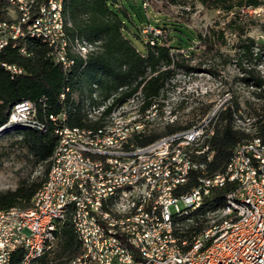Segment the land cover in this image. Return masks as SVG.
<instances>
[{
    "label": "bare ground",
    "instance_id": "bare-ground-1",
    "mask_svg": "<svg viewBox=\"0 0 264 264\" xmlns=\"http://www.w3.org/2000/svg\"><path fill=\"white\" fill-rule=\"evenodd\" d=\"M5 1L15 14H19L21 10L22 13H32L38 7L37 19H40L41 33L22 31L16 37V45L25 37L39 39L52 50L53 63L59 65L63 71H70L76 60L84 64L87 57L98 50L97 43L82 42L77 35L71 38L66 35V29L72 28L63 12L66 0ZM12 16H15L12 20L1 21L0 25H18L19 15ZM51 21L58 28L57 41H46V37H52ZM62 58L67 61L66 65ZM15 69L22 74L16 65ZM133 85L134 83L131 86ZM142 85L126 97L128 101L117 105V100L121 99L131 86L123 85L124 87L116 92L109 93L103 105L99 104V93L95 90V85L92 86L94 91L90 97L86 96V93L78 97L76 91L66 88L60 96L61 102L65 104L60 111L64 131L55 133L57 145L48 163L47 178L35 192L31 207L25 210L11 208L0 211V222L16 223L17 219L32 216L34 210L44 208L45 202L49 201L50 196H54V188L57 186L59 215L51 239L47 243V252L55 246L60 227L68 222L82 249V253L72 258L69 264H83L87 251L94 255L93 264H102L105 260L106 264H116L113 250L99 252L96 239L91 238L90 233H94V226L89 222L87 211L96 216L100 235L106 238L110 245H115V250H120V263L141 258L149 264H172V260H180L181 256L186 255L187 262H194L203 258L204 252L227 244L232 236L247 235L249 231H256L261 225V214L264 215V146L260 141L253 138L249 142L238 143L224 172L210 175L203 165L212 154L207 141L213 133L214 119L229 103L231 94H227L207 115L189 127L161 134L154 142L139 146L135 142L136 136L141 132L144 136L157 127L176 123V108L184 103L183 98L168 97L164 88L157 96L146 98ZM72 105L79 106L81 114L93 127L79 129L68 126V110ZM36 115L34 104L33 116ZM234 119L235 129L245 132L251 130L253 119ZM15 125L44 131L41 124L11 118L10 110L1 130ZM197 131L199 133L196 137L184 136ZM100 136L103 138L94 142V155H102L105 152L120 153L124 150L122 139H133V142H125V149L128 150L116 155V164H135L133 174H144L148 164L150 181L141 182V175H134L128 187L126 202H120L111 192H104L108 191L109 184L106 169H95V163L90 162V156L83 153V141L97 140ZM67 158H72V161H65ZM170 163H179V173L174 169L163 170V165ZM244 167L251 176H245ZM71 169L74 171L67 173ZM194 173L198 176L196 184L210 185L207 203H200V209L204 204H208L214 192L222 194L221 204L215 209L206 210L209 213L184 220L183 224L163 226L162 235L156 236L155 243L153 228H156V220H150L147 216L159 214V204H163V197L168 195L167 183L174 181L171 184V194H188L194 190L195 185L191 188L189 186L191 175ZM122 176H130V169H122ZM255 183H259V192L258 188H251ZM228 186L231 188L226 192ZM173 236H178V239ZM166 243H170L171 249L166 247ZM36 248H42V238L28 242V251H35ZM17 250L21 251L22 259V240H13L8 259H1L0 264H9L11 254ZM259 258L264 260V247H260ZM19 264H35V261L20 260Z\"/></svg>",
    "mask_w": 264,
    "mask_h": 264
},
{
    "label": "trees",
    "instance_id": "trees-1",
    "mask_svg": "<svg viewBox=\"0 0 264 264\" xmlns=\"http://www.w3.org/2000/svg\"><path fill=\"white\" fill-rule=\"evenodd\" d=\"M199 1L204 5L211 3L209 0ZM219 1L224 3L225 11L231 10L234 5L257 7L261 4L260 0H234V3L233 0ZM142 2L143 0H140L141 5ZM63 8L72 27L66 29V35L70 38L77 35L82 42L98 44V50L89 55L84 64L76 60L70 71H63L48 57L51 49L39 39L32 37H25L17 42V45L21 46L28 55L18 52L17 46L8 45L0 51V63H14L16 68L22 71V74L11 76L0 65V128L8 119L11 105L23 99L36 103V116L44 126V131H38L15 125L2 129L0 134L7 131L14 132L19 139L13 140L11 144H18L24 150L25 156H29L33 162L45 165L38 180L30 182L21 180L13 190L0 192V211L11 208L28 209L31 207L35 192L45 182L48 163L57 145V138L51 132L50 120L43 118V115L56 113L59 108L60 111L63 110L65 104L61 102L60 96L66 88L76 91L79 95L85 92L86 96L90 97L94 91L92 86L95 85L97 86L95 90L100 91L104 96H109L124 87V84L130 85L134 82L133 86H128L129 90L122 98L129 97L142 84L146 98L157 96L177 69H182L184 72L193 69L183 63L184 58L193 54L191 51V48H194L191 47L193 40L198 42V46L211 48L200 33L189 30V35H186L180 29H174L182 36L176 35L172 44H165L164 40L159 41V38L147 33L146 36L154 40L153 44H149L147 40L141 39L136 34L140 29L134 24L133 34L143 47V53H140L123 33L126 25L122 17H126L131 23L133 21L121 0H66ZM6 10V1L0 0V22L9 20L5 16ZM135 17L142 26L148 23L145 14L135 12ZM154 27L168 30L166 26L154 25ZM169 37L167 32L166 38ZM235 46L237 48L235 65L240 73L235 79L249 88L248 96L232 93L229 103L216 114L213 133L207 141L208 148L212 152L207 164L210 175L225 171L238 143H246L256 138L264 146V77L256 68L263 54L261 52L263 43H255L252 38L246 36L239 39ZM182 49L183 51L180 52ZM207 72L214 74L215 70L207 69ZM67 101L68 99L66 103ZM208 107L209 104L205 105L202 112ZM235 117L242 120L253 119L251 131L235 129ZM67 121L70 128L88 129L92 126L85 120L78 105H72L68 110ZM186 125L188 124L166 125L163 130L157 133L150 132L137 138L135 142L139 146H145L157 140L159 135L182 130L187 127ZM196 183L197 177L192 174L189 181L190 188ZM230 188L228 186L226 192ZM221 200L222 194L214 192L208 204H204L200 210L215 209L221 204ZM54 245L38 259L39 262L69 264L72 258L82 253L79 241L68 222L60 227ZM21 256V251L13 252L9 264H19Z\"/></svg>",
    "mask_w": 264,
    "mask_h": 264
},
{
    "label": "rangeland",
    "instance_id": "rangeland-1",
    "mask_svg": "<svg viewBox=\"0 0 264 264\" xmlns=\"http://www.w3.org/2000/svg\"><path fill=\"white\" fill-rule=\"evenodd\" d=\"M209 1L210 4L204 5L199 0H145L147 6L142 8L140 0H121L133 21L131 23L126 17H122L126 25L123 33L140 53H143V47L133 34L135 25L140 29L136 34L143 40L146 39L148 31H141L144 25L138 23L135 12L145 14L151 27H167L168 30L160 29L165 44H172L176 35L182 36L174 30L180 29L186 35H189V30L200 33L211 46H198V42L193 40V54L183 60L186 66L193 69L188 72L177 69L164 87L168 97L183 98L184 103L176 108L175 120L181 125L190 126L203 118L227 94L248 96L249 88L235 79L240 75L235 65V44L239 39L248 36L255 43H263V54L256 68L264 77V0H260L261 4L257 7L234 5L229 11L224 10V3L219 0ZM12 14H15V11L7 6V19L12 20L15 17ZM167 32L170 35L168 39ZM182 51L183 49L180 50ZM207 69L215 70V73L211 74ZM81 95L78 93V97ZM207 104L209 107L202 112ZM188 125L186 126L189 127ZM163 129L164 127L160 126L152 132L157 133ZM17 139L19 136L12 131L0 134V192L13 190L21 180H38L45 168L44 163H35L29 156L26 157L18 144H11Z\"/></svg>",
    "mask_w": 264,
    "mask_h": 264
},
{
    "label": "built area",
    "instance_id": "built-area-1",
    "mask_svg": "<svg viewBox=\"0 0 264 264\" xmlns=\"http://www.w3.org/2000/svg\"><path fill=\"white\" fill-rule=\"evenodd\" d=\"M12 1V0H11ZM147 3L145 0L142 2V7L146 8ZM36 7L32 13L19 14V24L14 26H2L0 25V51L5 46L16 47L18 52L24 53L21 46L16 45V37H18L22 31H40V19H37ZM51 19V11H49ZM53 26L52 37H46V41H57L56 33L58 28L54 22L51 21ZM147 32L152 36L159 38L162 41V34L160 28L151 27L148 23L144 25L141 30ZM147 34V33H146ZM149 44H153V38L147 37ZM48 57L53 62L52 50L49 51ZM63 62L66 65L65 59ZM0 65L9 72L11 76L19 75L15 69L14 63L1 62ZM134 83V82H133ZM132 83V84H133ZM132 84H124L131 86ZM111 92V91H110ZM109 92V93H110ZM99 104L103 105L104 99L107 95L101 94L99 91ZM128 101L126 98L117 100L118 103ZM34 101L29 99L19 100L11 105V118H18L23 121H32L35 124H40V119L37 116H33ZM114 105V106H115ZM113 106V107H114ZM43 118H48L51 122V132L53 135L57 131H64L63 123L60 120V108L56 113H47L43 115ZM199 131L194 134H185L184 136L196 137ZM142 132L135 138H140ZM100 136L97 140L83 141L85 144V154L90 156V162L95 163V169L105 168L106 176H109L108 191L111 192L114 198L120 200V202L127 201L128 187L132 181L134 175H141V182L150 181L151 172L148 171V164H146V172L144 174H133V167L135 164H116V155L121 154L125 149V142H133L132 140L124 141V150L120 153H108L105 152L102 155H94V142L102 139ZM134 138V139H135ZM206 151V150H200ZM250 155V153H248ZM65 161H72V158H67ZM210 158L204 161L205 170L207 171V164ZM122 169H130V176H122ZM174 169L176 173H179V163H170L169 165H163V170ZM245 170V167H244ZM74 171V169L68 170V172ZM245 176H251L245 170ZM194 177H198L194 173ZM63 180V179H62ZM178 181V180H175ZM167 183L168 195L163 197V204H159V214L156 216H147L150 220H156V228L154 229L153 241L156 243V236L162 235V227L170 224H183L184 220L198 217L209 211H201L200 203H207V197H209V186H201V184H195V189L188 194H171V184ZM251 188H258L259 183L251 185ZM57 186L54 188V196H50L49 201L45 202L43 209L34 210V213L30 217H22L17 219L16 223L0 222V260L8 259L9 250L13 245V240H22L23 242V258L21 260L35 261V264H43L38 259L47 252V243L51 239V233L54 231V224L58 220L59 206L56 200ZM264 198V195H262ZM255 204V203H254ZM89 222L93 223L94 233L91 234L92 239H96L99 246V252H106V250H113L115 255L116 264H149L141 260L129 261L128 263H120V250H115V245H110V242L100 235V225L96 224V216L92 215L88 211ZM83 231H85V225H83ZM35 238H42V248H36L35 251H28V242L35 241ZM177 238L178 236H173ZM184 241V240H179ZM166 247L171 249L170 243H166ZM260 247H264V215L261 214V225L256 231H249L247 235L232 236L231 240L225 245L216 246L209 252H204L203 258L194 260V262H187V255L181 256L180 260H172V264H264V260L259 258ZM190 253V252H189ZM94 255L89 251L84 255L83 264H93ZM102 264H106L103 262Z\"/></svg>",
    "mask_w": 264,
    "mask_h": 264
},
{
    "label": "water",
    "instance_id": "water-1",
    "mask_svg": "<svg viewBox=\"0 0 264 264\" xmlns=\"http://www.w3.org/2000/svg\"><path fill=\"white\" fill-rule=\"evenodd\" d=\"M0 132H1V129H0Z\"/></svg>",
    "mask_w": 264,
    "mask_h": 264
}]
</instances>
